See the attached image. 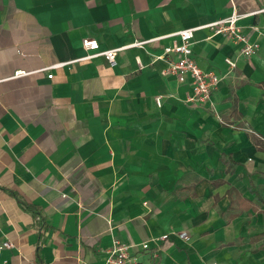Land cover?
<instances>
[{
    "label": "crops",
    "instance_id": "1",
    "mask_svg": "<svg viewBox=\"0 0 264 264\" xmlns=\"http://www.w3.org/2000/svg\"><path fill=\"white\" fill-rule=\"evenodd\" d=\"M235 11L258 53L198 31L194 57L222 80L212 104L193 105L154 57ZM87 38L101 50L159 40L112 67L79 61ZM257 140L264 0H0V238L13 245L0 264H104L115 240L138 264H264Z\"/></svg>",
    "mask_w": 264,
    "mask_h": 264
},
{
    "label": "built area",
    "instance_id": "2",
    "mask_svg": "<svg viewBox=\"0 0 264 264\" xmlns=\"http://www.w3.org/2000/svg\"><path fill=\"white\" fill-rule=\"evenodd\" d=\"M243 17L235 11L230 16L209 24L181 30L175 34L178 38L177 41L172 46L165 47L162 56L154 57V62L158 60H165L167 62V68L165 70L167 75L174 76L181 84L190 83L192 94L188 98L189 103L193 105L212 104L213 94L219 88L222 80L218 75L202 70L194 57L192 46L195 34L198 31L208 29L214 35H221L233 40L240 48L241 55L245 58H252L258 53L259 45L252 43L248 36L243 33L242 27L240 26V21ZM158 40L136 42L122 48L101 50L98 40L87 38L82 42L83 49L87 55L79 61H89L97 57H103L110 66L114 67L117 64V57L120 52L130 48H143L145 45L157 42ZM226 63L232 69L237 68L234 60L226 59ZM138 64L140 68H143L140 58H138ZM25 75H27V72L24 71L15 74L17 77ZM52 77L53 75L49 76V78ZM156 103L161 107L162 98L157 97ZM179 237L185 241L189 240V236L185 233L180 234ZM168 238L169 236H164L162 240H167ZM12 248L13 245L11 242L0 238V258L5 251ZM131 248L129 244L115 240L113 246L105 252L104 264H138L136 257L130 252ZM143 249H149V245H143ZM4 264H8V262L4 261Z\"/></svg>",
    "mask_w": 264,
    "mask_h": 264
},
{
    "label": "trees",
    "instance_id": "3",
    "mask_svg": "<svg viewBox=\"0 0 264 264\" xmlns=\"http://www.w3.org/2000/svg\"><path fill=\"white\" fill-rule=\"evenodd\" d=\"M256 145L259 147L260 150L264 151V141L257 140ZM240 207L244 210H249L250 209V204L248 202H244L242 199H239ZM244 206V207H243ZM252 207V206H251ZM238 215H232L231 218H236ZM261 237H264V233L261 234ZM258 237L257 239H259Z\"/></svg>",
    "mask_w": 264,
    "mask_h": 264
}]
</instances>
